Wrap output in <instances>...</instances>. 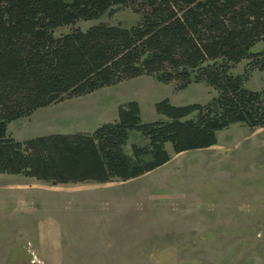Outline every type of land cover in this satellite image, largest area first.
Returning <instances> with one entry per match:
<instances>
[{
	"label": "trees",
	"instance_id": "obj_1",
	"mask_svg": "<svg viewBox=\"0 0 264 264\" xmlns=\"http://www.w3.org/2000/svg\"><path fill=\"white\" fill-rule=\"evenodd\" d=\"M115 6L139 20L126 27L91 21ZM262 43L263 49H254ZM246 60L242 74L232 69ZM264 71V0H0V175L58 184L128 181L168 163L171 154L207 149L232 124L264 127V89L245 87ZM148 75L183 90L204 83L206 104L155 103L163 116L142 122L137 101L92 132L53 133L24 141L8 124L35 110ZM132 132L141 142L124 147Z\"/></svg>",
	"mask_w": 264,
	"mask_h": 264
},
{
	"label": "rangeland",
	"instance_id": "obj_2",
	"mask_svg": "<svg viewBox=\"0 0 264 264\" xmlns=\"http://www.w3.org/2000/svg\"><path fill=\"white\" fill-rule=\"evenodd\" d=\"M138 20L129 7L115 6L54 35ZM246 63L232 73L242 74ZM245 87L263 90L264 71H252ZM215 95L204 83L176 90L142 75L41 107L10 122L8 132L24 141L92 130L116 119L118 105L131 100L142 122H152L163 118L154 105L165 98L180 106L206 104ZM96 108L98 116L80 118ZM141 139L132 132L125 152ZM166 148L168 163L128 181L52 185L1 174L0 264H264V127L232 124L207 149L174 154L170 143Z\"/></svg>",
	"mask_w": 264,
	"mask_h": 264
},
{
	"label": "crops",
	"instance_id": "obj_3",
	"mask_svg": "<svg viewBox=\"0 0 264 264\" xmlns=\"http://www.w3.org/2000/svg\"><path fill=\"white\" fill-rule=\"evenodd\" d=\"M121 104V103H120ZM100 110L101 109H98V108H96V109H92V110H89V113L87 112V111H82L81 113H80V118H82V119H84V118H86V116L87 115H89V114H92V115H96V116H98L99 115V113H100ZM141 111V110H140ZM78 113H70V115L71 116H76ZM115 119L113 118L112 119V121H114ZM111 121V122H112ZM106 123V122H105ZM101 124H103V123H101L100 122V124H96V125H101ZM98 126H95V127H98ZM95 128H93L92 130H80V131H78V132H92L93 130H94ZM75 133V132H74ZM10 134V133H9ZM182 153H185V152H182ZM182 153H179V154H182ZM89 183H92V182H89Z\"/></svg>",
	"mask_w": 264,
	"mask_h": 264
}]
</instances>
